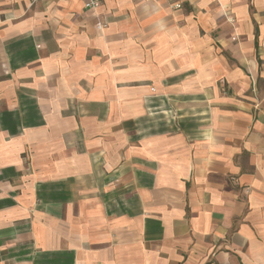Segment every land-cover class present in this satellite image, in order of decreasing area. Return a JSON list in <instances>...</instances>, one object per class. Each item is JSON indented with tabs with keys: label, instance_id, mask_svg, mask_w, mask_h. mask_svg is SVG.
<instances>
[{
	"label": "crops",
	"instance_id": "obj_1",
	"mask_svg": "<svg viewBox=\"0 0 264 264\" xmlns=\"http://www.w3.org/2000/svg\"><path fill=\"white\" fill-rule=\"evenodd\" d=\"M0 264H264V0H0Z\"/></svg>",
	"mask_w": 264,
	"mask_h": 264
},
{
	"label": "built area",
	"instance_id": "obj_2",
	"mask_svg": "<svg viewBox=\"0 0 264 264\" xmlns=\"http://www.w3.org/2000/svg\"><path fill=\"white\" fill-rule=\"evenodd\" d=\"M39 0H31V3H35ZM102 4V0H84V7L89 10L97 11L99 7ZM176 7L179 6V4L175 5ZM95 26L97 29L102 30L107 26V23L101 19L98 15H96V22Z\"/></svg>",
	"mask_w": 264,
	"mask_h": 264
}]
</instances>
